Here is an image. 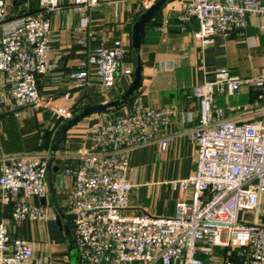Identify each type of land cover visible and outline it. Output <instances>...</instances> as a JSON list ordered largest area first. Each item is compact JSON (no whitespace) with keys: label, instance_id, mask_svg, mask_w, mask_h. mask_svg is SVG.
Here are the masks:
<instances>
[{"label":"built area","instance_id":"built-area-1","mask_svg":"<svg viewBox=\"0 0 264 264\" xmlns=\"http://www.w3.org/2000/svg\"><path fill=\"white\" fill-rule=\"evenodd\" d=\"M73 2L84 10L98 0ZM177 3L172 10L184 23L197 20L194 35L203 44L215 32L243 28L249 14L264 16V0ZM61 4L62 0L42 1L47 11H57ZM166 16L161 29L168 23L169 14ZM87 24L88 16L83 13L80 27L85 29ZM49 33L50 21L43 11L9 19L7 2L0 0V80L11 84L13 107L46 106L56 116L68 118L67 107L52 105L38 90V77L51 66ZM80 43L87 45L84 38ZM125 53L121 40L109 48L88 49L68 74L72 87H84L94 77L103 91L111 89ZM123 73L132 75V69L125 68ZM240 84L253 86L255 99L230 107L233 115L225 118L223 108L214 102V91L227 89L234 94ZM190 95L198 102L196 110L156 108L134 100L123 115L94 128L90 148L74 152L78 163L66 168L65 174L73 177L68 213L78 264H204L197 253L209 252L213 245L241 248L239 264H264V225L241 217L243 212H255L264 194V66L242 80L221 68L213 79L192 86ZM69 97V92L64 94L66 100ZM174 114L182 122L196 118V126L189 131L195 144L193 170L173 182L182 194L172 215L134 214L129 211L133 186L127 177L130 151L153 141L164 149L169 135L159 137V133ZM52 158L61 157L35 151L0 158L1 201L15 199L14 223L46 218V207L30 199L47 195ZM33 252L29 241L11 238L7 224L0 222V264H20Z\"/></svg>","mask_w":264,"mask_h":264},{"label":"crops","instance_id":"crops-1","mask_svg":"<svg viewBox=\"0 0 264 264\" xmlns=\"http://www.w3.org/2000/svg\"><path fill=\"white\" fill-rule=\"evenodd\" d=\"M42 1L6 0L8 14L9 18H13L43 11L49 19L51 66L38 77V90L42 98L48 99L52 105L67 107L70 116H56L53 121L56 114L49 107L31 105L14 108L10 82L0 80V158L35 151L61 157L59 160L52 158L48 168L47 195L30 199L46 207V218L14 223L11 213L15 199L3 203L0 192V222L7 224L11 238L26 239L33 246V256L20 264H78L77 251L69 248L66 235L63 230H59L52 211L53 207H57L63 212V222L71 227L68 208L73 177L66 175L65 169L77 165L74 152L79 148H90L94 128L101 121L123 115L134 100L156 108L196 110L198 102L190 95L192 86L213 79L219 69L226 68L240 80L254 75L264 66V16L249 14L243 28L226 34L215 32L209 36L210 41L203 44L194 35L198 29L197 20L193 18L185 23L180 21L172 10L173 6L178 7V0L168 1L153 14L144 28L139 49L140 80L129 98L117 106L78 118L59 134V140L55 142L60 126L65 123L63 119L76 115L72 113L74 109L109 102L122 95L130 86L135 66L130 54L131 27L139 15L156 0H98L84 10H79L73 0H62L61 8L57 11H47ZM83 13L88 16L85 29L80 27ZM168 14V23L161 29ZM87 33H91V36L86 37ZM83 38L86 46L80 43ZM115 40H121L126 48L115 85L103 91L98 80L93 77L86 86L73 88L68 74L77 68L87 50L96 46L112 47ZM125 68H131L132 75H125ZM67 92L70 97L66 100L64 94ZM254 99L255 90L251 85L240 84L234 94H229L227 89L214 91V102L223 108L225 118L233 115L230 107ZM196 124V118L194 121L182 122L174 114L168 126L159 133V137L169 135V143L164 149L157 141H153L138 145L130 151L127 173L133 185L129 194L130 212L153 215L174 213L175 203L182 192L173 182L187 177L193 170L195 144L189 131ZM47 130L45 143L41 147ZM241 217L245 222L264 225V194L260 196L257 210L243 212ZM197 256L204 260V264L210 260L212 264H239L242 250L239 247L213 245L209 252L198 251Z\"/></svg>","mask_w":264,"mask_h":264},{"label":"water","instance_id":"water-1","mask_svg":"<svg viewBox=\"0 0 264 264\" xmlns=\"http://www.w3.org/2000/svg\"><path fill=\"white\" fill-rule=\"evenodd\" d=\"M23 1V0H20ZM170 1V0H156L154 3H152L150 6H148L140 15L139 17L133 22L132 27H131V47L134 51L135 55V66L133 69V78L131 81L130 86L127 88V90L120 95L119 97L106 102L104 104H93L90 106L84 107L78 114L72 116L71 118L67 119L65 123H63L60 126V129L55 137V142L59 140V134L70 124L75 122L78 118L83 117L87 115L88 113L94 112V111H103L107 107H113L117 106L120 103L126 101L131 93L137 88L139 80H140V58H139V49H140V44H141V36L143 34L144 28L150 18L153 16V14L161 7L165 6V4ZM11 19V18H9ZM56 115L53 116V121L55 120ZM50 126L48 127V129ZM48 130L45 131V134L43 136L42 142H41V147H43L45 143V139L47 137ZM51 160L49 162L50 167ZM52 187V185H50ZM52 190V188H50ZM52 211L55 214V222L59 228V230H63L66 238L68 240V245L70 249L74 248V239L73 235L71 232V227L66 223L63 222L64 218V213L61 212L57 207H53Z\"/></svg>","mask_w":264,"mask_h":264},{"label":"trees","instance_id":"trees-1","mask_svg":"<svg viewBox=\"0 0 264 264\" xmlns=\"http://www.w3.org/2000/svg\"><path fill=\"white\" fill-rule=\"evenodd\" d=\"M32 13H33V12H32ZM130 54H131V56H132L133 61H135V55H134V51H133L132 47H131V50H130ZM81 109H82V108H80V107H77L76 109H74V110L72 111L73 115H74V114H78V113L81 111ZM65 121H66V119H63V122H65Z\"/></svg>","mask_w":264,"mask_h":264},{"label":"rangeland","instance_id":"rangeland-1","mask_svg":"<svg viewBox=\"0 0 264 264\" xmlns=\"http://www.w3.org/2000/svg\"><path fill=\"white\" fill-rule=\"evenodd\" d=\"M74 248H75V246H74Z\"/></svg>","mask_w":264,"mask_h":264}]
</instances>
